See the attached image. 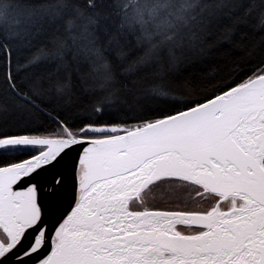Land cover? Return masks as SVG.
Instances as JSON below:
<instances>
[{
    "label": "snow or ice",
    "instance_id": "obj_1",
    "mask_svg": "<svg viewBox=\"0 0 264 264\" xmlns=\"http://www.w3.org/2000/svg\"><path fill=\"white\" fill-rule=\"evenodd\" d=\"M257 10L264 26V0H0V58L23 101L0 103V264H264V52L202 102L156 107L179 99L169 76L188 57L243 48ZM82 65L96 99L72 117ZM46 96L55 127L41 131L31 109ZM76 146L65 207L58 165Z\"/></svg>",
    "mask_w": 264,
    "mask_h": 264
},
{
    "label": "trees",
    "instance_id": "obj_2",
    "mask_svg": "<svg viewBox=\"0 0 264 264\" xmlns=\"http://www.w3.org/2000/svg\"><path fill=\"white\" fill-rule=\"evenodd\" d=\"M256 3L258 4L259 0H256ZM240 36H243V48L232 47L227 43H216L214 50L207 58L197 60L194 56L188 57L176 72L169 76V82L178 88L172 95L179 99L165 101L164 98H161L156 107L161 111L171 112L183 108L186 101L202 102L206 96L210 97L219 90L217 85L223 87L228 83L236 84L251 75L256 63L261 59L259 54L264 52V26L259 23L258 10L249 17L240 35L235 37L237 43H241ZM210 43L213 42L210 41ZM248 51H254L256 55L248 57L246 55ZM17 75L19 86L23 83L24 78ZM72 78L73 106L65 108L63 111L65 115L75 117L76 112L82 111L81 106H90L96 97L87 90L90 86V77L86 65L79 67L78 74L77 71H73ZM182 85L188 87H181ZM0 103L9 108L23 103L12 93L7 83L2 58H0ZM36 104L43 109V112L31 109L35 123L30 126L39 128L41 131L52 130L55 124L47 117L46 113L53 112L55 114L54 109H57L58 101L46 96L43 100H36ZM76 122L79 123L78 120ZM185 195L192 202L196 192L190 189L185 192ZM178 228L187 231L183 226Z\"/></svg>",
    "mask_w": 264,
    "mask_h": 264
},
{
    "label": "water",
    "instance_id": "obj_3",
    "mask_svg": "<svg viewBox=\"0 0 264 264\" xmlns=\"http://www.w3.org/2000/svg\"><path fill=\"white\" fill-rule=\"evenodd\" d=\"M80 151H81L80 146L74 147L73 150L60 163V165H58L59 170L65 171L67 175V179H73L71 165L74 163Z\"/></svg>",
    "mask_w": 264,
    "mask_h": 264
},
{
    "label": "bare ground",
    "instance_id": "obj_4",
    "mask_svg": "<svg viewBox=\"0 0 264 264\" xmlns=\"http://www.w3.org/2000/svg\"><path fill=\"white\" fill-rule=\"evenodd\" d=\"M74 180L73 179H67L66 180V185L63 190V197H64V206L67 207L74 196ZM43 196V193H42Z\"/></svg>",
    "mask_w": 264,
    "mask_h": 264
},
{
    "label": "rangeland",
    "instance_id": "obj_5",
    "mask_svg": "<svg viewBox=\"0 0 264 264\" xmlns=\"http://www.w3.org/2000/svg\"><path fill=\"white\" fill-rule=\"evenodd\" d=\"M193 191H195L194 189H192ZM201 208H207L209 207L212 203H214V200L212 198H208V199H204L198 196H195V198L193 199ZM181 227V226H178ZM187 230V229H185Z\"/></svg>",
    "mask_w": 264,
    "mask_h": 264
}]
</instances>
